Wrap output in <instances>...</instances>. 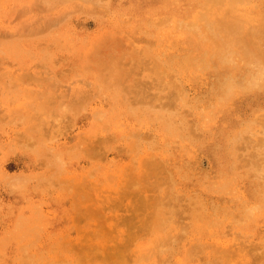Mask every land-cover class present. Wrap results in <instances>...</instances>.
<instances>
[{"label": "rangeland", "instance_id": "obj_1", "mask_svg": "<svg viewBox=\"0 0 264 264\" xmlns=\"http://www.w3.org/2000/svg\"><path fill=\"white\" fill-rule=\"evenodd\" d=\"M128 5L0 0V264H264V207L253 208L261 201L250 195L253 176L244 169L226 183L216 173L203 179L215 162L213 112L222 125L230 107L252 120L258 105L264 110V84L215 105L210 68L169 66L166 57L180 55L162 36L165 24L140 26L142 13L124 14ZM256 7L264 15V0ZM137 48L159 73L173 72L179 111L203 112L206 127L192 142L188 131L165 136L162 114L133 108L137 91L149 92L144 73L130 72ZM144 161L162 164L168 194L149 185L157 173ZM229 161L218 163L224 170ZM260 174L264 185L263 167ZM171 192L205 206L168 226L173 248L140 260L151 238L133 237L145 223L133 216L140 209L155 222Z\"/></svg>", "mask_w": 264, "mask_h": 264}, {"label": "bare ground", "instance_id": "obj_2", "mask_svg": "<svg viewBox=\"0 0 264 264\" xmlns=\"http://www.w3.org/2000/svg\"><path fill=\"white\" fill-rule=\"evenodd\" d=\"M141 2L143 0H130V5L123 11L124 14L142 13L140 26L144 23L158 26L165 24L166 29L162 36L170 52L177 50L178 57L180 55L179 58L175 57L176 54L166 57L169 66L183 63L196 69L210 68L209 71L214 78L211 81V88L215 105L219 104L224 96L235 97L241 92L255 88L261 91V83L264 84V77H261V72L264 71V15L256 7L261 6V0H144L146 7H142ZM147 25L145 26L148 27ZM143 55V50L137 48L130 72L144 73L141 88H147L149 92L136 89L138 90L134 96L136 101L131 99L133 108L144 109L142 112H148L152 116L162 114L164 119L161 120L160 128L164 130L165 136L180 135L182 131H188L186 139L192 142L194 136L198 135L197 131H203L206 127L203 112L199 111L194 115L187 109L179 111L178 103L183 94L173 79V72L166 67L159 73L157 61L149 62ZM231 61L237 64L236 70L226 65ZM106 77L108 78V75ZM225 112L228 117L230 116V122L225 125H222L221 120H217V112H213V121L220 124L215 132L208 135L209 141L214 142L212 147L210 145L208 147L215 155V162L212 174H205L203 179L210 181L214 177L212 175L216 173L218 176L224 175L226 183L230 173L235 170L244 172L245 169L253 176L250 195L261 200L255 203L253 208H260L261 205L264 207V185L261 183L262 173L260 174L261 168L264 169V137L261 136L264 133L261 132V124L264 125V110L261 104L258 105L253 113L255 115L253 119L244 121L234 115L233 107L227 108ZM176 118L180 119V124L176 123ZM256 124L257 128H254ZM200 144H204L203 140ZM227 159L231 162L229 161L223 170L221 168L223 166L218 162L223 163ZM144 163L152 173H157V181L149 184L152 185V189L164 191L172 185L161 163L157 165H150L146 161ZM169 191L165 190V193L168 194ZM179 198L180 201L172 192L165 195V198L163 196L159 200L158 211L155 210L158 217L155 222L150 218H143L139 213L140 209L133 216L145 220L144 227L136 234L133 233V237L139 238L144 236L141 234H146L151 238L147 245H141L138 257L140 260L159 257L168 248H173L175 238L172 233H168V226L174 224L175 219L180 220L190 213H199L205 206L193 202L189 205L188 202H183L181 196ZM216 219L217 216L213 217L212 221ZM191 226L193 225L186 226L184 231ZM223 254L226 258L231 256L227 251H223Z\"/></svg>", "mask_w": 264, "mask_h": 264}]
</instances>
